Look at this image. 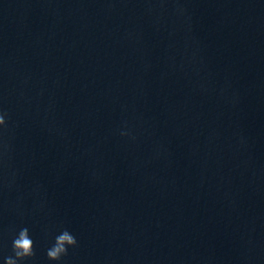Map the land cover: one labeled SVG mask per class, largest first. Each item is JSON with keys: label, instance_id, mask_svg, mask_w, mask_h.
Wrapping results in <instances>:
<instances>
[{"label": "water", "instance_id": "water-1", "mask_svg": "<svg viewBox=\"0 0 264 264\" xmlns=\"http://www.w3.org/2000/svg\"><path fill=\"white\" fill-rule=\"evenodd\" d=\"M0 111V257L264 264V0H0Z\"/></svg>", "mask_w": 264, "mask_h": 264}, {"label": "clouds", "instance_id": "clouds-1", "mask_svg": "<svg viewBox=\"0 0 264 264\" xmlns=\"http://www.w3.org/2000/svg\"><path fill=\"white\" fill-rule=\"evenodd\" d=\"M7 113L0 111V130L6 127ZM120 136H130L129 132L120 131ZM130 138H132L130 136ZM78 246L76 235L66 227L60 228L51 236V242L45 249L46 259L51 264H62V259L70 249ZM10 255L0 257V264H30L36 255L35 241L28 227L15 231L10 242Z\"/></svg>", "mask_w": 264, "mask_h": 264}]
</instances>
